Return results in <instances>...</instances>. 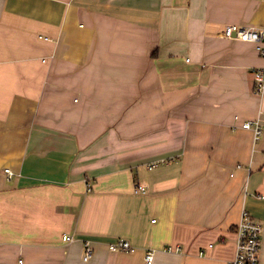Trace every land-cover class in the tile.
I'll return each instance as SVG.
<instances>
[{
	"label": "crops",
	"instance_id": "obj_1",
	"mask_svg": "<svg viewBox=\"0 0 264 264\" xmlns=\"http://www.w3.org/2000/svg\"><path fill=\"white\" fill-rule=\"evenodd\" d=\"M229 24L264 0H0V264H227L243 210L264 264V56Z\"/></svg>",
	"mask_w": 264,
	"mask_h": 264
},
{
	"label": "built area",
	"instance_id": "obj_2",
	"mask_svg": "<svg viewBox=\"0 0 264 264\" xmlns=\"http://www.w3.org/2000/svg\"><path fill=\"white\" fill-rule=\"evenodd\" d=\"M222 37L227 39H237L245 42L256 43L261 55L264 56V28L245 27L236 24L226 25L222 31ZM254 90L258 95L264 93V67L254 69ZM238 120V117H236ZM243 129L250 130L253 133V139L258 142L264 134V119L258 117L254 120H245L241 123ZM166 160L156 161L148 165L149 169L156 168ZM5 172L12 176L11 169H5ZM90 185V183H89ZM88 185V186H89ZM144 191L141 185L136 186V192ZM262 231L263 225L260 221L254 219L250 213L243 210L241 219L236 227V253L227 264H260V252L262 247ZM64 241H70L69 235L63 236ZM223 241V239H221ZM224 242V241H223ZM112 251L134 250L131 244L124 239H118L110 244ZM169 251L174 250L173 247L168 248ZM175 250H179L178 247ZM155 252L147 250L145 253L146 264H152L154 261ZM93 257V247L90 243H85V260H90Z\"/></svg>",
	"mask_w": 264,
	"mask_h": 264
}]
</instances>
